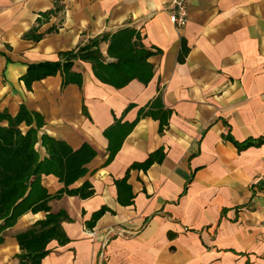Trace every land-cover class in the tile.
Segmentation results:
<instances>
[{
  "label": "crops",
  "instance_id": "obj_1",
  "mask_svg": "<svg viewBox=\"0 0 264 264\" xmlns=\"http://www.w3.org/2000/svg\"><path fill=\"white\" fill-rule=\"evenodd\" d=\"M169 9V0H0V111L16 116L24 105L43 117L41 159L43 135L97 152L71 186L89 182L94 195L50 203L69 218L70 242L52 241L42 264H264V143L235 144L264 140V0H191L183 29ZM125 28L160 52L148 84L116 89L80 60L81 86H63L61 73L30 89L22 80L30 65ZM116 123L135 125L108 162ZM123 180L130 205L119 203ZM41 183L51 195L64 188L55 175ZM46 216L28 213L0 234V264H19L16 235Z\"/></svg>",
  "mask_w": 264,
  "mask_h": 264
},
{
  "label": "trees",
  "instance_id": "obj_2",
  "mask_svg": "<svg viewBox=\"0 0 264 264\" xmlns=\"http://www.w3.org/2000/svg\"><path fill=\"white\" fill-rule=\"evenodd\" d=\"M61 10L62 7L57 5L50 14H57ZM40 38L41 36H38L35 39ZM107 41L109 48L105 57L100 45ZM157 53H160L159 50L153 52L146 49L139 32L125 28L112 36L105 35L93 39L76 52L63 53L59 62L30 65L22 80L30 89L34 82L61 73L63 86L69 84L81 86L82 76L72 72L74 62L80 60L92 65L93 73L101 83L116 89H122L134 80L148 84L154 77V67L149 63V59ZM188 53L189 48L183 41L179 55L180 63L185 62ZM160 105V96H158L151 108ZM166 124L167 121L163 120V125ZM134 125L135 123L123 125L116 123L109 132H106L111 140L108 162L114 158ZM22 126L27 127L28 130L23 131ZM43 126V117L29 111L24 105L16 116L0 111V222H2L0 234L14 227L18 220L28 213L43 212L47 215L45 220L16 235L21 251L17 256L19 264H42L43 259L50 253L48 246L52 241H57L59 245L70 242L62 228V222L69 218L64 212H52L50 203L53 200H60L64 196L87 199L94 195L93 187L89 182L78 189H71V186L87 174V165L97 156L95 149L84 144L74 150L64 141L43 135L41 142L47 157L41 159L36 146L40 141L39 132ZM114 138H119L117 146L112 144ZM263 143V139H257L235 144L238 147L248 148ZM151 162L149 160L147 163ZM44 175H55L64 188L55 195L49 194L41 183ZM117 187L119 203L130 205L133 195L125 180L117 182ZM104 211L103 208L97 216Z\"/></svg>",
  "mask_w": 264,
  "mask_h": 264
},
{
  "label": "built area",
  "instance_id": "obj_3",
  "mask_svg": "<svg viewBox=\"0 0 264 264\" xmlns=\"http://www.w3.org/2000/svg\"><path fill=\"white\" fill-rule=\"evenodd\" d=\"M191 0H169L170 21L177 29H183L188 23V6Z\"/></svg>",
  "mask_w": 264,
  "mask_h": 264
}]
</instances>
